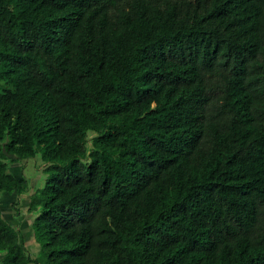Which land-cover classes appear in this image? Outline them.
I'll use <instances>...</instances> for the list:
<instances>
[{"label":"trees","instance_id":"1","mask_svg":"<svg viewBox=\"0 0 264 264\" xmlns=\"http://www.w3.org/2000/svg\"><path fill=\"white\" fill-rule=\"evenodd\" d=\"M0 264H264V0H0Z\"/></svg>","mask_w":264,"mask_h":264},{"label":"rangeland","instance_id":"2","mask_svg":"<svg viewBox=\"0 0 264 264\" xmlns=\"http://www.w3.org/2000/svg\"><path fill=\"white\" fill-rule=\"evenodd\" d=\"M37 162L28 161L14 164L11 167V170L17 176L21 174H26L29 177V190L24 197L19 202V205L16 206L17 212L15 211L13 203L15 202L14 197H3L2 205L5 216L9 221L17 226L21 231L25 239L26 246L31 253H35L38 250V247L35 245L33 238L31 237L29 231V225L31 223L32 217L29 209V196L33 194L34 190L38 188L43 182V175L41 172L40 163L37 167Z\"/></svg>","mask_w":264,"mask_h":264}]
</instances>
